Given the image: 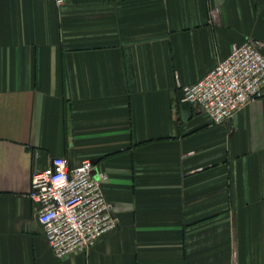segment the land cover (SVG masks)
<instances>
[{
	"label": "crops",
	"instance_id": "crops-1",
	"mask_svg": "<svg viewBox=\"0 0 264 264\" xmlns=\"http://www.w3.org/2000/svg\"><path fill=\"white\" fill-rule=\"evenodd\" d=\"M264 0H0V264H264V97L214 123L182 100ZM90 159L115 230L57 259L29 197Z\"/></svg>",
	"mask_w": 264,
	"mask_h": 264
},
{
	"label": "built area",
	"instance_id": "built-area-1",
	"mask_svg": "<svg viewBox=\"0 0 264 264\" xmlns=\"http://www.w3.org/2000/svg\"><path fill=\"white\" fill-rule=\"evenodd\" d=\"M61 6L66 0H52ZM264 97V41L248 39L233 46L194 84L182 87V100L223 123L243 106ZM90 159L70 167L62 157L31 177L29 197L36 203L35 217L57 259L90 249L103 235L115 230L118 218L106 200Z\"/></svg>",
	"mask_w": 264,
	"mask_h": 264
}]
</instances>
